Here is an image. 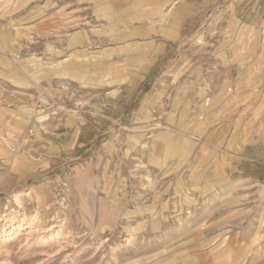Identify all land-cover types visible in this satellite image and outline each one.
I'll return each mask as SVG.
<instances>
[{"label": "rangeland", "instance_id": "1", "mask_svg": "<svg viewBox=\"0 0 264 264\" xmlns=\"http://www.w3.org/2000/svg\"><path fill=\"white\" fill-rule=\"evenodd\" d=\"M0 217V264H264V0H0Z\"/></svg>", "mask_w": 264, "mask_h": 264}, {"label": "crops", "instance_id": "2", "mask_svg": "<svg viewBox=\"0 0 264 264\" xmlns=\"http://www.w3.org/2000/svg\"><path fill=\"white\" fill-rule=\"evenodd\" d=\"M233 10L235 12L238 11L236 7ZM167 16L168 14L164 15L163 21L168 20ZM113 19L115 18L112 17L110 19V24H113ZM238 85L239 84L231 78H226V76L221 75L219 79L215 81L214 89L205 101V107L212 106L213 112L227 113V118H229L230 114L236 110V107H239L241 112L250 108L244 120H251L253 116L251 109H253L257 103L261 104V98L257 94L256 96H253V94H248L249 91L244 85ZM254 99H257L256 104L253 101ZM234 119H236L235 116L233 117V120ZM234 137L236 136H233L231 131L229 136H227V141L229 143L232 142ZM238 139V143H235L236 148L231 151V153H234L237 157V159L234 160V163L241 161L240 159L243 158L241 153L244 151L247 152L248 159H260V156L263 154L262 151L257 149L254 150L251 147L260 143V137L256 136L245 138V136L242 135ZM247 149H249V151Z\"/></svg>", "mask_w": 264, "mask_h": 264}, {"label": "bare ground", "instance_id": "3", "mask_svg": "<svg viewBox=\"0 0 264 264\" xmlns=\"http://www.w3.org/2000/svg\"><path fill=\"white\" fill-rule=\"evenodd\" d=\"M36 218H37V217H35L34 219H36ZM0 220H1V217H0ZM34 221H35V220H34ZM37 227H38L37 222H30V223H29V227H28V229H29V231H36ZM16 229H17V228H16ZM16 229H11L10 232H6L5 230H3L2 232L0 231V248L3 247V246L8 245V243H9L11 240H13V239L19 237V235L21 236V233L23 232V231H21V230H22L21 227H20L19 230H16ZM38 229H39V228H38ZM38 229H37V230H38ZM9 230H10V229H9ZM27 232H28V231H27ZM27 234H28V233H27Z\"/></svg>", "mask_w": 264, "mask_h": 264}]
</instances>
